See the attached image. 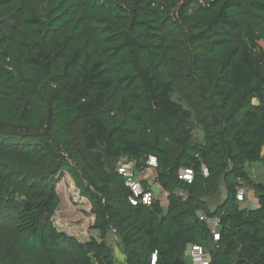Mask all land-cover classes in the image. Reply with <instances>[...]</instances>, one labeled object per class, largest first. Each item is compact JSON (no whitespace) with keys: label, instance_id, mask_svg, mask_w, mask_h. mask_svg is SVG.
I'll return each mask as SVG.
<instances>
[{"label":"trees","instance_id":"trees-1","mask_svg":"<svg viewBox=\"0 0 264 264\" xmlns=\"http://www.w3.org/2000/svg\"><path fill=\"white\" fill-rule=\"evenodd\" d=\"M149 156L166 206L132 205L117 172H149ZM257 162L264 0H0V264H116L111 233L125 264H188L192 245L210 264H264ZM62 175L90 206L86 241L54 225Z\"/></svg>","mask_w":264,"mask_h":264},{"label":"rangeland","instance_id":"rangeland-1","mask_svg":"<svg viewBox=\"0 0 264 264\" xmlns=\"http://www.w3.org/2000/svg\"><path fill=\"white\" fill-rule=\"evenodd\" d=\"M191 134L196 141L202 139V131L196 122H194L191 127ZM247 172L253 182L264 183V167L260 163H251L247 167ZM138 177L141 179L144 177V180L149 183L148 185H150L155 192L157 200H159L163 206H166V195L153 183V173L145 172L138 175ZM57 193L59 196V207L53 216L54 225L59 231L73 236L79 241L88 240L95 234L90 230L93 223V217L90 214V206L88 202L79 195L68 175L58 177ZM224 198L225 190L221 184L219 194L215 198L207 201L209 209L214 210ZM107 243L114 251L115 263L124 264L125 260L114 234H109ZM185 257L187 263L192 264L188 255V249L185 252Z\"/></svg>","mask_w":264,"mask_h":264},{"label":"built area","instance_id":"built-area-1","mask_svg":"<svg viewBox=\"0 0 264 264\" xmlns=\"http://www.w3.org/2000/svg\"><path fill=\"white\" fill-rule=\"evenodd\" d=\"M146 166L149 172H152L157 167V160L154 156H149L146 161ZM118 174H120L125 181V186L128 187L132 193V197L129 202L132 205L142 203L143 205H150L154 200H156V194L152 191H145L142 186V180L144 178H139L135 175L133 169L125 166H119L117 168ZM203 173L206 175V170L203 169ZM179 178L190 182L192 179V173L189 170H182L180 172ZM246 191L243 187L238 188L236 192V201L238 203L245 202ZM198 218L200 221L204 222L210 227V233L213 236V240H218V229L219 222L216 219L207 218L204 214L199 213ZM188 255L192 264H210V256L206 248L202 246H188ZM150 264H156L157 262V253L153 252L150 255Z\"/></svg>","mask_w":264,"mask_h":264},{"label":"crops","instance_id":"crops-1","mask_svg":"<svg viewBox=\"0 0 264 264\" xmlns=\"http://www.w3.org/2000/svg\"><path fill=\"white\" fill-rule=\"evenodd\" d=\"M141 174V173H140ZM139 174V175H140ZM142 178H144V177H142ZM155 193V192H154ZM247 203H249V206H251V208H254L255 207V203H254V201L253 200H250V201H248ZM124 264H125V261H124Z\"/></svg>","mask_w":264,"mask_h":264}]
</instances>
